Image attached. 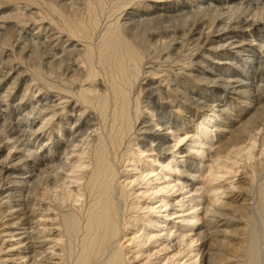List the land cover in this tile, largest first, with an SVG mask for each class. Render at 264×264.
<instances>
[{
    "label": "bare ground",
    "instance_id": "bare-ground-1",
    "mask_svg": "<svg viewBox=\"0 0 264 264\" xmlns=\"http://www.w3.org/2000/svg\"><path fill=\"white\" fill-rule=\"evenodd\" d=\"M113 2L0 0V264H264V0Z\"/></svg>",
    "mask_w": 264,
    "mask_h": 264
},
{
    "label": "rangeland",
    "instance_id": "rangeland-1",
    "mask_svg": "<svg viewBox=\"0 0 264 264\" xmlns=\"http://www.w3.org/2000/svg\"><path fill=\"white\" fill-rule=\"evenodd\" d=\"M111 1V2H110ZM113 1H115V0H113ZM112 0H104V5L106 6V9H110L109 7L114 3ZM107 5H108V7H107ZM105 9V11H106V13H105V15H107V12H109L108 10H106ZM109 14V13H108ZM104 16V15H103ZM100 17V16H99ZM105 17V16H104ZM104 17H100L99 19L101 20V22H100V25H99V31H100V29L102 30L103 28H104V24H105V22L106 21H103V19L105 20V18ZM113 19V18H112ZM26 35L25 34H23V36H22V34H20V37H18V38H20V39H22V41L24 40L23 38L25 37ZM22 37V38H21ZM17 38V39H18ZM249 39V41H248V39ZM242 39H247L246 41L247 42H250L252 39L250 38V37H248V36H243L242 37ZM6 48H10L9 46H7ZM11 49V48H10ZM260 48H257L256 47V55L255 56H253L252 58L254 59V63L252 62V69L254 68V70L255 69H257V68H263L262 66L264 65V63H262L263 62V58H262V54H263V56H264V53H262L261 51H262V49H260ZM257 50H259V51H257ZM17 50H15L14 49V52H16ZM261 53V54H259L258 56H257V53ZM13 55H15V56H13V57H15L16 59H18V55L16 54V53H13ZM185 54H183V56H184ZM261 55V56H260ZM183 56H181L180 57V61H182L183 60V62L186 60L187 61V59H188V56H186V58H184ZM257 56V57H256ZM20 58V57H19ZM182 58V59H181ZM257 60H256V59ZM260 58V59H259ZM262 58V59H261ZM16 59H14V61L15 62H18ZM37 64H38V66H40L41 67V64H40V60H38V62H36ZM257 63V64H256ZM259 63H261V64H259ZM32 65V64H31ZM31 65H26V64H24V68H26V67H28V68H26L27 70H29L28 71V73L30 72V71H33L32 69H33V67L31 66ZM43 65V64H42ZM254 65V66H253ZM257 70H260V69H257ZM32 73V72H31ZM41 75H42V73H41ZM44 77V76H43ZM43 77H41L42 79H46L45 77L43 78ZM48 79V78H47ZM46 79V81H49L50 80V78H49V80H47ZM252 85H251V87H248L247 88V90L249 89L250 90V92L251 93H253V95H255V96H257L258 95V91H256V85L255 84H259V85H262V86H264V82H256V80L254 79V81L251 83ZM258 86V85H257ZM255 87V88H254ZM252 90V91H251ZM42 93H44V94H48V92H51L52 93V91L51 90H47V91H45V89H43L42 91H41ZM50 94V93H49ZM0 95H1V92H0ZM231 96V98H234L235 97V95H233L232 93L231 94H228V97H230ZM48 97V96H47ZM254 99L255 98H253V103H254V105L255 104H257V102L256 101H254ZM262 101V102H261ZM253 103H251L252 104V106H253ZM45 108V106H42V107H38L37 109H38V111L40 112V110H41V112H42V109L44 110V108ZM261 109L262 107H264V93L262 94V96H261V100H260V104H257L255 107H254V109L251 111V114L257 109ZM250 108H252V107H250ZM256 108V109H255ZM40 109V110H39ZM40 112V113H41ZM29 141V142H28ZM27 142H25V145L23 146H21V149H24V150H26L27 148H28V150L29 151H33V150H35V148H36V146H37V142L34 144L33 142H32V138L31 139H29ZM23 147V148H22ZM33 147V148H32ZM7 153V151H4V153L2 152L0 155L1 156H5V154ZM257 227H259V224L257 225ZM259 229H257V231H258ZM259 232V231H258Z\"/></svg>",
    "mask_w": 264,
    "mask_h": 264
}]
</instances>
